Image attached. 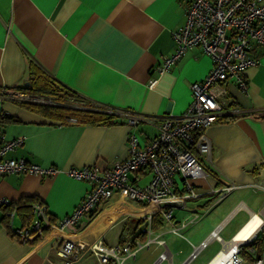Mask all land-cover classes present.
<instances>
[{"label": "crops", "instance_id": "0c3cea01", "mask_svg": "<svg viewBox=\"0 0 264 264\" xmlns=\"http://www.w3.org/2000/svg\"><path fill=\"white\" fill-rule=\"evenodd\" d=\"M187 7L188 0H0V90L16 94L0 92L2 131L7 140L23 138L22 145L6 156L56 170L0 177V197L9 199L10 208L16 210L14 228L30 222L31 209L28 221L18 209L28 199L30 204L44 203L53 219L74 208L89 185L69 176L68 168L110 167L127 156L129 134L134 132L143 144L158 132L157 123L144 119L130 126L122 117L123 123L105 126L48 118L24 104L34 102L18 97L31 94L33 74L43 73L87 100L137 116L178 115L190 102L191 83L202 80L211 67L201 47L192 46L175 64L158 69L174 49L172 33L184 25ZM250 53L258 63L245 70L247 91L229 84L235 103L205 129L210 153L200 158L212 175L193 179L199 196L172 210L175 223L193 212L197 221L184 227L180 236L171 233L169 223L156 213L152 228L164 245L152 242L129 264H152L164 250L168 258L158 264H181L191 245L199 244L217 226L223 242H229L252 216L264 219V191L252 185L264 180V46L254 45ZM150 176L143 172L131 174L130 179L142 186ZM176 180L180 182L179 177ZM225 183L239 187L212 204V190ZM136 207L115 194L96 216L80 220L76 237L101 238L107 245L132 236L143 238L144 223H136L140 219ZM4 208L0 206V264L64 262L57 252L55 229L46 230L34 242L21 243L9 234ZM113 230L117 237L111 241L107 235ZM223 242L210 241V249L203 248L188 264H209L224 249ZM241 252L249 264L264 257V232L247 239ZM78 264H97V260L89 254Z\"/></svg>", "mask_w": 264, "mask_h": 264}, {"label": "built area", "instance_id": "2783aa9c", "mask_svg": "<svg viewBox=\"0 0 264 264\" xmlns=\"http://www.w3.org/2000/svg\"><path fill=\"white\" fill-rule=\"evenodd\" d=\"M172 37L174 49L158 67L160 71L175 64L192 46L201 47L211 60L210 70L204 78L191 83V99L186 108L178 115L141 117L84 97L69 99V105L74 108H87L90 105L96 110L125 117L130 126L140 119L157 123V135L140 144L134 132L129 134L127 156L110 167L89 165L68 168L66 173L69 176L83 180L89 186L74 208L57 219L52 218L44 203L36 200L30 204L32 217L28 225L14 228L16 210L10 208L9 199L0 197V206L8 209L6 226L12 237L21 243H31L41 238L46 230L55 229L59 239L57 252L65 259L62 264H78L89 254L96 258L97 264H129V259L134 258L138 251L148 249L152 242L164 245L152 228L156 213H160L169 223L171 233L180 236L184 227L197 221L198 214L193 212L175 223L172 210L182 208L186 200L199 196L193 179L212 175L200 158L210 153L205 129L222 116L225 108L235 103L229 96V84L247 91L245 70L258 63L252 57L251 49L254 45L264 46V0H188L185 23L172 33ZM0 92L16 95L9 89L2 88ZM18 97L34 103L56 104L41 95L21 93ZM3 116L0 108V177L11 173H54L56 170L53 167L44 168L23 158L6 156L9 151L22 145L23 138H4ZM143 172H149L150 179L142 186L134 184L130 175L137 176ZM176 177L180 178V182ZM252 185L264 191V180ZM237 187L239 184L225 183L213 189L212 204ZM115 194L140 210L139 218L144 223L143 238L132 236L116 245H107L101 238L84 241L76 237L80 220L85 216H96L101 205ZM219 228L213 229L199 244H192L189 257L181 264H188L210 241L223 242ZM257 232H264V219L260 218L257 228L245 240H237L236 234L231 241L223 242L224 249L214 258L226 254L227 258H223L219 264H245L240 254L241 246ZM167 258V251L164 250L152 264ZM252 264H264V257L255 258Z\"/></svg>", "mask_w": 264, "mask_h": 264}, {"label": "trees", "instance_id": "16d2710c", "mask_svg": "<svg viewBox=\"0 0 264 264\" xmlns=\"http://www.w3.org/2000/svg\"><path fill=\"white\" fill-rule=\"evenodd\" d=\"M33 78H34L33 85H31V87H28V89H30L31 91V94L41 95L50 98L54 102H56V104H43V103H24V104H27V106L32 110L40 112L41 114L47 116L48 118L63 123H66L71 118H73L74 121L77 123L90 124V125H105V126H111L124 122L121 116L114 113H108L102 110H96L90 105L87 108H74L69 105V99L81 98L82 96H80L77 92L67 88L66 86H63L59 82L53 80L52 78H49L48 76L40 72L33 74ZM29 201L30 200L28 199L27 201L24 202V204H20V206L18 207L19 213L22 214L24 220L27 221L30 219ZM4 209L6 211L8 210L7 207H5ZM154 219H155V215L153 216V221ZM141 221L142 219H138L136 223H139ZM260 244H262L261 241Z\"/></svg>", "mask_w": 264, "mask_h": 264}, {"label": "bare ground", "instance_id": "6f19581e", "mask_svg": "<svg viewBox=\"0 0 264 264\" xmlns=\"http://www.w3.org/2000/svg\"><path fill=\"white\" fill-rule=\"evenodd\" d=\"M260 218L254 215L249 222L237 233L236 239L237 240H245L248 238L252 232L257 228ZM82 240V239H81ZM223 258H227L226 254H220L216 258H214L211 263L209 264H219Z\"/></svg>", "mask_w": 264, "mask_h": 264}, {"label": "rangeland", "instance_id": "374dc122", "mask_svg": "<svg viewBox=\"0 0 264 264\" xmlns=\"http://www.w3.org/2000/svg\"><path fill=\"white\" fill-rule=\"evenodd\" d=\"M143 183V182H142ZM142 183H140V184H142ZM115 233H117L116 231H111L108 235H107V238H109L110 240H111V237L113 238V239H115L117 236H116V234ZM112 241V240H111ZM212 245L209 243L208 245H207V247L205 248V249H207V250H209L210 249V247H211ZM243 246V245H242ZM242 246H241V251H242ZM207 250H205V251H207ZM240 251V254H241V256H242V252ZM201 258H202V254L199 256V258H197L195 261H194V263L196 262H199L200 260H201ZM246 260H247V263L244 261V263L245 264H249V258H246Z\"/></svg>", "mask_w": 264, "mask_h": 264}]
</instances>
